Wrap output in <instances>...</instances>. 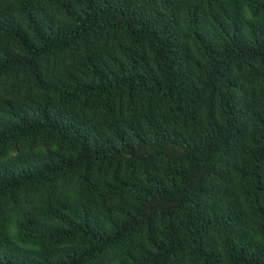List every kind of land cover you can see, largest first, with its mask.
Returning <instances> with one entry per match:
<instances>
[{
	"label": "trees",
	"instance_id": "16d2710c",
	"mask_svg": "<svg viewBox=\"0 0 264 264\" xmlns=\"http://www.w3.org/2000/svg\"><path fill=\"white\" fill-rule=\"evenodd\" d=\"M0 264H264V0H0Z\"/></svg>",
	"mask_w": 264,
	"mask_h": 264
}]
</instances>
